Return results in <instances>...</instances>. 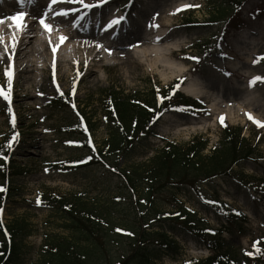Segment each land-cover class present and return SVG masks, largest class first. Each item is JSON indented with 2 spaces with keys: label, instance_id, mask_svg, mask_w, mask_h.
<instances>
[{
  "label": "rangeland",
  "instance_id": "rangeland-1",
  "mask_svg": "<svg viewBox=\"0 0 264 264\" xmlns=\"http://www.w3.org/2000/svg\"><path fill=\"white\" fill-rule=\"evenodd\" d=\"M36 1L32 0V3ZM206 1L105 0L103 4L109 3V6L100 10L106 15L111 14L109 23L119 21L113 24L116 29L106 33L101 29L104 39L112 36L113 41L121 43L125 32L140 28L148 31L150 37L165 31L168 33L167 44L183 42V49L175 51L174 58L189 69L183 77H171V72L162 75L150 71L149 64H140L123 56L109 63L101 62L95 78L88 79L81 73L61 85L57 81L54 83L52 75L48 77L43 70L39 75L44 86L29 89L33 97L24 99L27 91L15 83V74L9 71V90L5 66L1 67L0 89L5 93L10 91V101H4L0 96V161L9 160L16 170L22 171L9 178L8 185L15 192L5 203L1 218L5 224L19 223L29 231L28 237L16 241L18 264L38 262L43 234H65L56 212L38 206L39 193L58 198L81 195L91 202L111 201L123 193L117 176L108 174L101 165L70 172L62 167L89 157L90 146L103 148L108 137L103 113L108 93L115 91L121 98L147 101L178 78L181 87L188 79H199L208 92L207 99L197 100L203 109L198 108L197 115H192L179 105L178 110L164 114L152 126L153 135L143 152L119 162L117 167L128 169L147 161L153 155L151 152L160 149L164 142L185 145L195 137H204L209 139V147H217L220 117L223 116V123L241 128L249 144L254 146V158L234 167L233 179H216L195 189L181 187L163 193L156 203L159 210L169 212L172 207L167 202L170 194L175 193L178 203L195 214L207 232L221 225L226 227L224 220L207 205L208 201L218 200L228 210L244 214L243 234L223 231L222 236L231 253L238 255L240 263L249 258L252 264H264V126L257 127L246 115L244 117L242 110L246 108L242 109L241 104L251 98L249 113L264 124V80L250 86L253 77H264V0H246L241 7L233 8L230 17L218 25L209 23L210 9ZM84 2L96 4L99 0ZM48 3L51 4L49 0ZM61 3L69 10L81 6L64 0ZM175 5L181 10H169ZM188 19L201 24L196 27L187 24ZM126 23L129 25L120 29ZM92 25L99 26L97 23ZM75 26L91 28L84 24ZM69 73L72 78L75 69ZM7 107L12 110L10 118L6 117ZM204 110L207 114L200 116ZM207 154L204 152L203 155ZM160 230H166L179 251L175 254L168 251L153 264H188L208 255L200 242L184 231L154 226L147 232ZM154 238L148 241L151 246L155 245ZM123 248L127 249L126 246Z\"/></svg>",
  "mask_w": 264,
  "mask_h": 264
},
{
  "label": "trees",
  "instance_id": "trees-1",
  "mask_svg": "<svg viewBox=\"0 0 264 264\" xmlns=\"http://www.w3.org/2000/svg\"><path fill=\"white\" fill-rule=\"evenodd\" d=\"M245 1L207 0L210 22H225L232 9ZM172 94L171 104L187 103L178 93ZM109 96V103L104 107L109 131L107 148L95 162L110 167L107 172L117 176L123 193L105 202H91L81 195L62 198L40 195L41 205L59 216L60 228L65 234L44 235V248L37 264H153L168 251L178 253V245L166 232H147L154 226L184 231L208 249V257L188 264H252L249 258H244V263L238 261V255L226 246L222 230L207 232L202 228L196 215L178 203L175 193L170 194L167 202L172 207L169 212L159 210L156 203L163 193L181 187L193 188L217 177H229L233 167L252 158L254 148L242 136L241 130L224 125L218 147L208 155H203L208 140L194 138L185 145L165 143L147 162L119 170L117 166L121 160L141 154L139 150L146 143L150 124L168 109L170 102L158 101L152 96L145 102L147 104L137 99L136 103L134 99L121 98L115 91ZM18 172L13 169V164L8 167L0 163V184ZM11 190L0 191V207L7 197L10 198ZM211 207L225 218L228 226L224 229L230 234L237 230L243 232V217L231 215L219 205ZM26 232L19 223L0 225V264L17 263L18 254L13 245L10 254L6 255L7 244L2 233L14 240ZM150 238L155 239V245L148 243Z\"/></svg>",
  "mask_w": 264,
  "mask_h": 264
},
{
  "label": "bare ground",
  "instance_id": "bare-ground-1",
  "mask_svg": "<svg viewBox=\"0 0 264 264\" xmlns=\"http://www.w3.org/2000/svg\"><path fill=\"white\" fill-rule=\"evenodd\" d=\"M49 1L51 4L48 0H37L27 5L18 0L0 1V69L5 66L6 72L7 65L8 71L15 74V83L27 91L24 99H32L29 89H41L44 86L39 75L43 70L61 85L81 73L88 79L95 78L101 62L109 63L123 56L131 57V60L140 64L147 63L150 71L162 75L171 72V77H178L189 72V69L174 59L175 51L183 49V42L167 44L168 33L165 31L150 37L148 31L135 28L124 33V42L116 43L112 36L104 39L105 35L98 26L89 29L74 26L80 25L82 8L63 16L58 14L65 10L61 0ZM108 6L105 4L103 10ZM179 7L175 5L169 10L181 9ZM21 12L25 13L22 17L19 15ZM8 17L14 19L9 20ZM41 18L50 26L48 30L39 23ZM20 22L26 24L23 31L16 30L15 26ZM61 37L66 39L61 41ZM125 43L127 45L124 46ZM73 69L75 73L71 78L69 72ZM182 92L193 98H208V92L198 78L188 80ZM250 101L251 98L241 103L242 109L246 108L242 110L244 117L250 111ZM252 117L256 120V116Z\"/></svg>",
  "mask_w": 264,
  "mask_h": 264
},
{
  "label": "snow or ice",
  "instance_id": "snow-or-ice-1",
  "mask_svg": "<svg viewBox=\"0 0 264 264\" xmlns=\"http://www.w3.org/2000/svg\"><path fill=\"white\" fill-rule=\"evenodd\" d=\"M18 2H20L21 4H25V3L31 4L32 0H18ZM53 2H55V0H53ZM64 2H67V3H79V4H81L83 6V8L92 9L93 7H99L101 4H103L105 2V0H99V3H97V4H87V3L84 2V0H64ZM184 7L187 8V7H191V6L190 5H184ZM180 10L181 9H177L176 11H180ZM70 11H73V10L65 9V10H62L58 14L59 15H63V16H68ZM19 15L22 17L24 15V13L21 12V13H19ZM8 19L9 20H13L14 18L13 17H8ZM121 19H123V17H121ZM118 22H119L118 20H113L107 25V27H112L113 24H116ZM0 23H2V21H0ZM39 23L41 24V26L45 30H48L50 28V26L47 23H45V20L43 18H41L39 20ZM15 27H16L17 31H23V29L26 27V24H24L23 22H20V23H17ZM64 39H66V37H61V41H63ZM14 45H15V38H13V47H14ZM97 47H99V45ZM53 51H55V49H53ZM193 59H195V58H193ZM254 63H255V61H254ZM5 75L8 77L9 90H10V88H11V73L8 70H6ZM261 80H264V77H259V76L253 77L252 81H250V86L252 84H254L256 81H261ZM177 87H179V85H177ZM0 96H3V98L5 100H9L10 101V91H9V93H5L3 89H0ZM8 111L11 113V107H9ZM245 115L248 117L249 120H251L253 123H255L257 125V127L264 126V124H262L261 121L255 120L251 116L250 113H245ZM223 120H224V117L221 116L220 117L221 124H223ZM13 139H15V137H13ZM9 143H11V142H9ZM0 191H3V189H0ZM37 203L38 204L40 203L39 198H37ZM237 214H239V213H237ZM116 231H122V230L121 229H117ZM253 246L255 247V244Z\"/></svg>",
  "mask_w": 264,
  "mask_h": 264
}]
</instances>
